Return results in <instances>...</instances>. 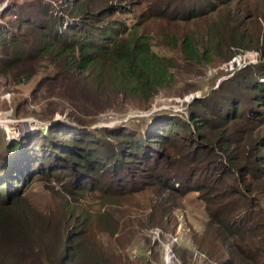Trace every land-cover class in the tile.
Wrapping results in <instances>:
<instances>
[{"label": "trees", "instance_id": "1", "mask_svg": "<svg viewBox=\"0 0 264 264\" xmlns=\"http://www.w3.org/2000/svg\"><path fill=\"white\" fill-rule=\"evenodd\" d=\"M107 1L87 4L72 0L69 5L75 2L79 6L74 12V6L70 9L69 14L77 20L69 27L64 21L67 11L51 12L46 19L38 12L24 15L26 5L16 11L22 20L15 28L0 22L6 24L0 25V75L18 85L30 81L43 67L44 75L32 94L35 102L48 101L37 113L49 122L54 112L66 113L85 126L78 133L69 129L55 137L64 127L54 125L50 129L53 135H42L45 144L39 148H26V138L0 142V264H121L123 257L114 246L94 242L98 239L96 230L113 233L109 230L113 227L110 217L107 221L110 209L93 217L85 211L72 212L67 199L75 203L83 194L95 192L111 203L122 194L139 193L152 176V165L160 162L168 163L162 175L170 179L166 181L170 192H176L175 183L189 186L194 182L197 186L193 190L203 194V201L215 213L207 218L208 225L213 223L207 233L210 237H197L207 250H202L203 257L217 259L220 264H235V257L238 264H263L264 189L254 182L264 178V134L257 131L247 135L246 130H231L228 125L230 116L244 124H264V113L254 109L259 102L264 107V29L248 33L231 21L215 19L205 30L166 37L154 44L146 34L137 32L140 23L127 27L111 22L108 17L113 11H109ZM47 2L34 4L35 9L47 12L51 6ZM154 5L163 11H157L155 17L171 23L190 21L213 10V0H155ZM5 13H0V21ZM30 20L38 21L36 26ZM31 30L36 34L29 36ZM222 50L228 52L226 58L220 57ZM247 52L257 55L261 68L247 67L226 85L212 90L206 99L195 101L183 123L179 118L166 120L159 115L150 123L153 128L144 133L141 126L139 135L133 136L124 128L117 134L95 130L102 138L90 131L89 135L81 133L104 113L123 106L145 107L161 92L175 88L182 71H203L222 59L231 61ZM19 108L17 103L16 115H20ZM211 129L213 134H209ZM105 134L110 137L106 139ZM69 135L79 141H71ZM152 138L160 145L166 138L175 144L185 143L187 149L180 158H172L168 151L161 157V152L152 150L156 156L152 164L139 161L145 148L151 147ZM55 143L77 148L58 152L52 147ZM123 143L129 144L132 159L150 170L136 171L131 159L127 160L128 167L123 166L124 153L117 155ZM202 171L207 172V178L201 177ZM153 177L156 179L155 174ZM36 178L54 182L52 188L64 193L54 209L36 210L26 202L25 188ZM167 189L163 191L168 193ZM142 192L149 223L161 225L170 212L169 200L158 197L153 201L149 189ZM89 226L93 230H88ZM225 252L229 257L222 262Z\"/></svg>", "mask_w": 264, "mask_h": 264}, {"label": "rangeland", "instance_id": "2", "mask_svg": "<svg viewBox=\"0 0 264 264\" xmlns=\"http://www.w3.org/2000/svg\"><path fill=\"white\" fill-rule=\"evenodd\" d=\"M42 1H49L47 2L49 4H46L51 5L45 13L37 11L34 6V4L36 5L38 2ZM71 1L72 0H0V13L6 12L5 17L2 18L0 22H5L8 28H15L17 23H20V20H22L16 11L21 9V7H23L22 5H26V7H24V15L30 12L35 14L38 12L40 13V17H45L46 19H48L47 15L51 12L67 11L65 12V14H67L65 16L66 19L64 20L63 18V20L66 21L69 27L71 23H74V19L77 20L73 18L74 16L69 14L70 9L74 6L71 9V11L74 12L76 10L75 8L79 6L78 3L75 2L69 5ZM84 1L87 4H96L101 0H80V2ZM107 2L110 4L109 11H113L108 17L111 22L124 23L127 27H130L133 23H140L137 32L146 34L154 44H158L165 40L166 37H173L177 34L180 36L182 33L197 31L198 29L205 30L215 19L217 21L220 19L231 21L240 31L246 30L248 33L264 29V0H213V10H206L204 14L190 21L177 20L172 23L164 18L155 17L157 11L159 13L163 12L160 6L154 5L155 0H108ZM118 5L122 6L123 12L118 10ZM54 16L57 15L55 14ZM69 20L71 22H69ZM36 22L38 21H32L31 25L36 26ZM6 24L0 25L6 26ZM60 25L61 22L59 23V26ZM62 28L65 29L63 26ZM35 30L29 31V36L36 34ZM227 56L228 52L222 50L220 57L226 58ZM261 65L262 63L260 64L258 62V57L254 52H247L231 61L222 59V61L207 67L203 71L193 73L182 71L177 77L178 84L175 88L169 89L167 92H161L159 96L145 107L130 106L131 108H126V106H123L125 108L104 113L97 117L95 121L90 122L92 126H89L85 130L83 129L85 132L81 133L89 135L90 131L94 135H97V137L102 138L95 130L103 129L105 132L109 130L117 134L119 133L118 131L124 128L130 134H133V136L139 135L142 134L140 131L141 126L145 131L144 133L150 131L153 128V124L150 125L153 121L152 119L154 117L157 118L159 115H162L166 120L179 118L181 119V123H183L185 122L184 120H186L188 112L192 111V104L195 101L206 99L212 90H217L222 85H226L228 79L229 83L237 74L242 73L245 68L250 67L249 69L255 70V68H261ZM39 68V74L35 75L30 81L18 85H14L12 82L9 83L7 79L0 75V142L6 140L8 137L13 140H18L25 136V138L28 139L26 148L30 145L38 146L39 148L40 144H45L40 138L43 137L42 135H53L50 129H52L51 127L54 125L64 127L62 132L59 133V136L55 134V137H60L62 133L67 132L69 129H73L76 133L82 131L79 129L82 125L74 123L77 122V118L73 116L69 117L66 113L54 112L51 122L45 119V116L37 113L38 107L44 106L46 101H48V99H42L39 102H35L34 95L32 94V90L36 88L38 80L44 75L41 74L43 67ZM258 71H260V69ZM42 88V91H45V87L42 86ZM17 103H20V115L15 114L14 107ZM260 106H262V102L254 105V109H260V111L264 113V107L261 108ZM66 118L69 122L65 121ZM229 118L230 124L228 128L231 130H246L247 135H253L254 132L257 133V131L261 135L264 134V124L258 122L244 124L234 117L230 116ZM56 121L60 123L58 124ZM145 122L147 123L143 126ZM213 133L214 131L211 129L209 134ZM27 136L30 137L28 138ZM104 137L108 139L110 136L105 134ZM68 138L74 142L79 141L77 137L72 135H69ZM152 139L153 142L151 147L149 149L147 147L145 148L144 158L139 161L152 164L153 160L155 161L156 158L155 152L152 150L161 152V157L168 151V154L172 155V158H180V156L184 154H181L182 151H186L187 149V145L184 142V144H175L170 139L166 138L163 139L164 142L160 145L155 138ZM198 140L199 139H197V141ZM241 141L242 140H240L239 143H241ZM52 142L57 141L52 140ZM71 145L72 146L64 145V143H62V145L61 143H55L52 144V147L58 152L64 149L67 151L70 148L76 150V145ZM128 145V143H123L120 149L117 150V155L119 153H124L122 155L124 161L123 166L128 167L130 163H128L127 160L131 159L132 162L136 164V171H138L139 168H142L141 170L144 172L150 170L147 165H141L136 158L132 159V151L129 149ZM167 145L172 147H167ZM236 145L239 144L236 143ZM262 145L263 144H259L260 147H263ZM164 165H168V163L164 164V162H160L159 164L152 165V176L149 177L147 180L148 184L145 188H142L139 193L131 192L122 194V196L118 198H113L110 203L106 201V198L94 192L92 194H83L75 203L73 200L67 199V205L72 212L75 211L78 213L85 211L88 215L91 214L93 217L98 215L101 211H107L106 208L110 209L107 221L110 217L113 227L109 228V230L113 231V233H108L109 231L99 232L96 230L98 239L96 238L94 242H104L105 247L109 245L114 246L117 253L121 254V257H123L121 259V264H141L145 261L149 264H220L216 261L217 259H206L203 257L202 254L204 253H202V250L206 252L207 250L197 242L198 236H202L204 239L210 237L207 233L210 228H213V223L211 222L208 225L207 222L209 221L207 218L215 213L212 209L209 210L211 206L208 205V202L203 201V194L197 190H193L192 187L197 186L194 182L190 183L189 186H187L186 183L183 186L177 183L176 187L173 186L176 192H170L168 190L170 179L162 175ZM119 170L122 172L121 168ZM154 174L156 179L153 177ZM182 174L184 175V173ZM182 174L181 172L178 173L181 177ZM202 174L207 178L208 175L206 171H202L201 177ZM199 176L200 173L194 177ZM31 177L35 178L33 175H31ZM36 179V181H32L25 188L24 193L26 202L32 205L36 210L54 209L56 204L63 200L64 193L60 191L58 187L52 188L54 182H47L45 179L40 178ZM167 180L169 182H166ZM181 181L182 179L179 180V182ZM160 183L164 186L159 185ZM254 183L256 187L261 186L264 189V178ZM158 186H160L162 190L159 189ZM146 188L150 190L149 198H153V201L158 197H165L169 200L167 204L170 212L164 217L161 225L149 223L148 214L145 212L147 205L144 201L142 192ZM164 188H168L167 190L169 192L165 193L163 191ZM153 201L150 206L151 210L153 209ZM101 222L105 223L103 217L101 218ZM87 229L93 230V227L89 226ZM224 248L223 246L222 251H224ZM174 249H176L177 252H175ZM228 257L229 252H225L222 257V262ZM234 260L235 264H238L239 258L235 257Z\"/></svg>", "mask_w": 264, "mask_h": 264}, {"label": "water", "instance_id": "3", "mask_svg": "<svg viewBox=\"0 0 264 264\" xmlns=\"http://www.w3.org/2000/svg\"><path fill=\"white\" fill-rule=\"evenodd\" d=\"M65 121H68V119L66 118L65 119ZM53 122H54V120H53ZM57 122V121H56ZM69 122V121H68ZM57 123H60V122H57ZM74 123H76V124H79V123H77V122H74ZM80 125V124H79ZM81 127H85V126H81ZM22 138H25V136L24 137H22ZM22 138H20V139H22ZM13 139H10L9 137L8 138H6V141H12ZM19 140V139H18Z\"/></svg>", "mask_w": 264, "mask_h": 264}, {"label": "clouds", "instance_id": "4", "mask_svg": "<svg viewBox=\"0 0 264 264\" xmlns=\"http://www.w3.org/2000/svg\"><path fill=\"white\" fill-rule=\"evenodd\" d=\"M65 26H68V24H67L66 22H65ZM81 128H82V127H81ZM176 184H177V183H175V187H176Z\"/></svg>", "mask_w": 264, "mask_h": 264}, {"label": "built area", "instance_id": "5", "mask_svg": "<svg viewBox=\"0 0 264 264\" xmlns=\"http://www.w3.org/2000/svg\"><path fill=\"white\" fill-rule=\"evenodd\" d=\"M69 22H71L70 20H69ZM70 24V23H69Z\"/></svg>", "mask_w": 264, "mask_h": 264}, {"label": "bare ground", "instance_id": "6", "mask_svg": "<svg viewBox=\"0 0 264 264\" xmlns=\"http://www.w3.org/2000/svg\"><path fill=\"white\" fill-rule=\"evenodd\" d=\"M6 122H8V121H6ZM11 133V132H10Z\"/></svg>", "mask_w": 264, "mask_h": 264}]
</instances>
